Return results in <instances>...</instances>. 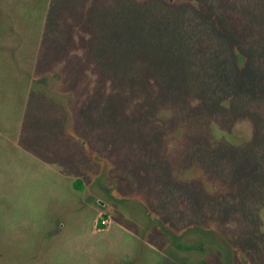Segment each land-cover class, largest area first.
I'll return each mask as SVG.
<instances>
[{"label":"rangeland","instance_id":"rangeland-1","mask_svg":"<svg viewBox=\"0 0 264 264\" xmlns=\"http://www.w3.org/2000/svg\"><path fill=\"white\" fill-rule=\"evenodd\" d=\"M0 264H264V0H0Z\"/></svg>","mask_w":264,"mask_h":264},{"label":"trees","instance_id":"trees-1","mask_svg":"<svg viewBox=\"0 0 264 264\" xmlns=\"http://www.w3.org/2000/svg\"><path fill=\"white\" fill-rule=\"evenodd\" d=\"M76 185L78 186V187H81L82 186V184H81V180L80 179H77L76 180ZM103 219V218H102ZM102 219L100 218L99 220H98V225H99V227H103L104 226V224L102 223Z\"/></svg>","mask_w":264,"mask_h":264},{"label":"flooded vegetation","instance_id":"flooded-vegetation-1","mask_svg":"<svg viewBox=\"0 0 264 264\" xmlns=\"http://www.w3.org/2000/svg\"><path fill=\"white\" fill-rule=\"evenodd\" d=\"M176 129L180 130L178 127H177ZM204 178H208V180H209V181H211V180H212V177H211V176H205ZM95 202H97V203H100L101 205H103V201H102V200H100V199H98V200H95Z\"/></svg>","mask_w":264,"mask_h":264}]
</instances>
